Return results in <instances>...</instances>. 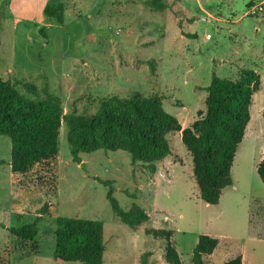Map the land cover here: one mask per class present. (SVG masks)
I'll list each match as a JSON object with an SVG mask.
<instances>
[{
  "label": "rangeland",
  "instance_id": "1",
  "mask_svg": "<svg viewBox=\"0 0 264 264\" xmlns=\"http://www.w3.org/2000/svg\"><path fill=\"white\" fill-rule=\"evenodd\" d=\"M147 1L0 0V78L30 100L58 97L64 116L94 114L114 95L158 97L183 129L205 111L213 74L237 80L242 70H254L261 85L234 157L233 186L218 205L200 200L180 132L168 134L171 155L151 172L119 150L81 154L73 163L62 124L57 157L23 176L11 172L10 140L0 136V224L19 227L42 202L50 205L33 241L0 226V264H77L53 257L57 217L102 222V264H166V242L148 229L173 232L181 264H191L200 235L218 241L206 264L236 256L242 264H264V183L256 173L264 159V0H163L161 11ZM52 3L64 6L62 24L44 19ZM111 201L123 212L142 208L148 221L131 230Z\"/></svg>",
  "mask_w": 264,
  "mask_h": 264
},
{
  "label": "trees",
  "instance_id": "2",
  "mask_svg": "<svg viewBox=\"0 0 264 264\" xmlns=\"http://www.w3.org/2000/svg\"><path fill=\"white\" fill-rule=\"evenodd\" d=\"M146 4L156 11L166 9L163 0H148ZM43 16L46 21L54 19L62 24L63 4H47ZM260 85L259 74L250 69L242 70L237 80L213 74L205 88V111L182 129L178 120L164 110L158 97H144L139 93L125 98L114 95L101 101L94 114L64 116L58 97L47 93L44 99L30 100L9 80L0 78V136L10 140L11 172L23 176L33 167L57 157L62 124L67 127L66 142L73 163H81V154L119 150L128 153L133 162L147 164L151 172H155V163L171 155L168 134L180 132L181 142L191 157L199 198L215 206L223 190L233 186L234 157L250 121L252 97ZM24 87L28 93L37 95L33 84L25 83ZM262 115L264 118V112ZM256 173L264 183V159L257 164ZM107 197L110 198V191ZM111 204L114 214L133 231L148 221V215L138 206L123 212L113 201ZM49 210L50 205L42 202L31 222L19 227L0 226L20 241L30 242L37 237L38 223ZM55 223L54 259L77 264L103 263L106 247L102 222L57 217ZM145 233L166 242V264H181L171 241V230L148 229ZM217 244V239L200 235L192 251L191 264H206L205 259L214 253ZM223 264H242V258L236 256Z\"/></svg>",
  "mask_w": 264,
  "mask_h": 264
},
{
  "label": "built area",
  "instance_id": "3",
  "mask_svg": "<svg viewBox=\"0 0 264 264\" xmlns=\"http://www.w3.org/2000/svg\"><path fill=\"white\" fill-rule=\"evenodd\" d=\"M210 38V36H208V39Z\"/></svg>",
  "mask_w": 264,
  "mask_h": 264
}]
</instances>
